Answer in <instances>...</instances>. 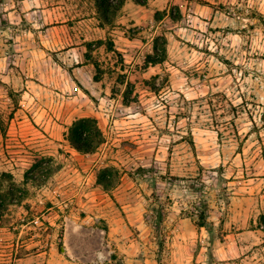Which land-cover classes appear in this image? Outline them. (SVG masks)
Returning a JSON list of instances; mask_svg holds the SVG:
<instances>
[{"label": "rangeland", "instance_id": "1", "mask_svg": "<svg viewBox=\"0 0 264 264\" xmlns=\"http://www.w3.org/2000/svg\"><path fill=\"white\" fill-rule=\"evenodd\" d=\"M0 120V264H264V0H0Z\"/></svg>", "mask_w": 264, "mask_h": 264}, {"label": "trees", "instance_id": "2", "mask_svg": "<svg viewBox=\"0 0 264 264\" xmlns=\"http://www.w3.org/2000/svg\"><path fill=\"white\" fill-rule=\"evenodd\" d=\"M127 1H131L141 7L147 6V0H94V7L97 14L100 16V20L109 24L116 13L122 9L123 5ZM165 15L166 11H158L155 13L154 19L157 21L161 19V16ZM169 17L173 19V15L171 13L169 14ZM159 41H162L161 46L158 45ZM152 52V55H148L145 58V63L148 65H157L162 63L165 58L164 38L160 39L157 37L154 39ZM65 138L69 142L71 148H73L76 152L85 155L94 153L104 143L103 133L94 118H80L73 121L67 129ZM42 161L43 159L35 162L31 166V168L24 175L25 180L35 179L38 183H40L45 181L51 175L52 170L48 165L44 168H40ZM138 171L145 173L148 170L139 169ZM4 179H8L10 181V186L3 191L2 194H0V218L2 216L3 209L14 201H16V203L20 202L22 195V191H19V189L16 188L9 174L2 173L0 175V181ZM25 180L23 185H25ZM112 180V175L108 174L107 170H103L97 178V183L106 189L107 187H112ZM195 211L197 218L196 226L199 228L205 227L207 218L206 206H198ZM260 224L264 228V216L260 218Z\"/></svg>", "mask_w": 264, "mask_h": 264}, {"label": "crops", "instance_id": "3", "mask_svg": "<svg viewBox=\"0 0 264 264\" xmlns=\"http://www.w3.org/2000/svg\"><path fill=\"white\" fill-rule=\"evenodd\" d=\"M155 11H159V9H158V8H156V9H155Z\"/></svg>", "mask_w": 264, "mask_h": 264}]
</instances>
